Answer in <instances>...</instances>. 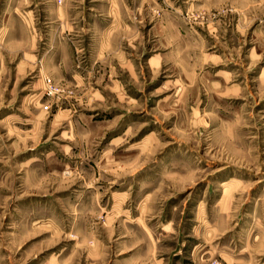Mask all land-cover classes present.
Wrapping results in <instances>:
<instances>
[{
  "label": "rangeland",
  "instance_id": "obj_1",
  "mask_svg": "<svg viewBox=\"0 0 264 264\" xmlns=\"http://www.w3.org/2000/svg\"><path fill=\"white\" fill-rule=\"evenodd\" d=\"M0 264H264V0H0Z\"/></svg>",
  "mask_w": 264,
  "mask_h": 264
}]
</instances>
